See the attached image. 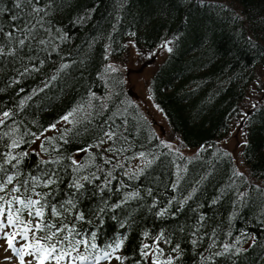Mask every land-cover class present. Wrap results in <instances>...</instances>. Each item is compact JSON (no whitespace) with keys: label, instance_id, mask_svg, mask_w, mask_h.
I'll return each mask as SVG.
<instances>
[{"label":"trees","instance_id":"obj_1","mask_svg":"<svg viewBox=\"0 0 264 264\" xmlns=\"http://www.w3.org/2000/svg\"><path fill=\"white\" fill-rule=\"evenodd\" d=\"M131 47L167 51L149 93L196 152L129 98ZM0 49V196L45 205L20 219L88 261L264 264V0H0ZM236 122L244 168L219 144Z\"/></svg>","mask_w":264,"mask_h":264},{"label":"rangeland","instance_id":"obj_2","mask_svg":"<svg viewBox=\"0 0 264 264\" xmlns=\"http://www.w3.org/2000/svg\"><path fill=\"white\" fill-rule=\"evenodd\" d=\"M166 54V50L155 49L150 54L144 55L143 53H140L136 48L131 47L129 58L123 61L124 65H120V67H118V65L113 63V69H122L126 79V91H131V96L128 95L129 98L145 112L150 121H152L153 119L157 121V124H154V128L156 132H158V134L161 136L163 141L170 147L190 154L196 152L198 149L194 147H182L178 137L173 134L171 129L169 128L170 126L164 114L158 108L149 93L150 78L159 67L160 62H162V60L166 57ZM152 57H155L154 62L144 68H141L142 65L146 61L152 59ZM261 79L262 81H264V71L262 72ZM260 98L258 97V100H260ZM246 101L249 105H251L254 102V99L249 95ZM236 123L237 125L232 127L230 132L222 140H220L219 144H221L223 148L229 150L233 154L234 159L239 167L244 168L242 167L243 163L240 158V150L245 140V134L243 126L239 125L238 122ZM160 125L164 127V131L161 129ZM2 232L11 233L13 232V230L10 228H5L2 230ZM14 245L17 249L24 247L23 264H36L33 256L29 254L31 250L28 247H25L24 242L15 237ZM60 263L65 264L62 262ZM0 264H21L20 257L17 256L16 253L9 248L8 243L4 238H2V235H0ZM47 264H52V262L50 261ZM75 264H81V262L76 261ZM84 264H117V261L114 255L109 253L108 259L99 257L98 261H85Z\"/></svg>","mask_w":264,"mask_h":264},{"label":"snow or ice","instance_id":"obj_3","mask_svg":"<svg viewBox=\"0 0 264 264\" xmlns=\"http://www.w3.org/2000/svg\"><path fill=\"white\" fill-rule=\"evenodd\" d=\"M9 36H11V33H9ZM21 43L23 42L21 41ZM2 51L3 50L0 49V53H2ZM168 51H171V49L169 48ZM69 115H71V113ZM3 116L7 117L9 116V113L5 112L3 113ZM65 119H67V116L65 117ZM12 181L13 177L11 175L7 176L6 179L0 177V192H5L7 184H11ZM17 192H20V187L13 186L11 192L7 193V200H5L4 196H0V235H2V238L6 240L9 248L12 249L16 253V255L20 257L21 264H23L24 247L17 249L14 245V239L16 235L15 229L18 226H20L19 235L21 236V239L28 241V233H32V237L35 240V243L26 244L25 247L31 249L29 254L33 256L36 264H45V261L49 260H67L68 264H75V262L79 260L81 264H84L85 261L89 260L87 256L77 254V256L74 257L72 255L73 252L78 253L79 243L86 242L69 239L68 235H64L62 237L59 236V233L67 231L66 226L57 228L54 224L45 223L43 224L42 228V225L39 222L35 225H32L30 222L26 223L24 220L20 219V214L23 210H28L29 215L34 216L35 218L42 217L43 213L41 210L45 205L42 204L39 199H32L30 196L21 198V196L13 195V193ZM36 195L39 196V193H36ZM5 204L7 205V212H5ZM13 204L17 205V207L14 208ZM5 228H11L14 231L11 233L2 232V230ZM43 229H47L48 232L44 236H38V233ZM66 241L68 243L67 248L64 247ZM119 246L120 244H117L116 248L118 249ZM92 247L95 248L96 246L92 245ZM147 247L148 246L145 245V248ZM144 255H147V253H144ZM103 258L108 259L109 253L105 252ZM94 259L98 261L99 257H96ZM117 259H120V257H117Z\"/></svg>","mask_w":264,"mask_h":264},{"label":"water","instance_id":"obj_4","mask_svg":"<svg viewBox=\"0 0 264 264\" xmlns=\"http://www.w3.org/2000/svg\"><path fill=\"white\" fill-rule=\"evenodd\" d=\"M154 60H155V57H152V59H150L149 61H146V62L142 65L141 68H144V67H146V66L152 64V63L154 62ZM127 93H128L129 96H131V91L129 92V90H128ZM136 97H138V96H136ZM152 123H153V124H157V121H156L155 119H153V120H152ZM160 127H161V129L164 131V127H163L162 125H160Z\"/></svg>","mask_w":264,"mask_h":264}]
</instances>
